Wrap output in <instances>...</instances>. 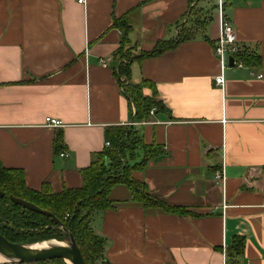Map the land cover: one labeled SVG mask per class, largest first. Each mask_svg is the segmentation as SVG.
Instances as JSON below:
<instances>
[{"label":"crops","instance_id":"0c3cea01","mask_svg":"<svg viewBox=\"0 0 264 264\" xmlns=\"http://www.w3.org/2000/svg\"><path fill=\"white\" fill-rule=\"evenodd\" d=\"M202 1L0 0L1 164L22 169L30 189L78 188L81 169L106 151L107 129L126 126L160 151L133 178L198 215L144 208L117 185L109 195L114 207L91 219L111 264H264V0L225 2L253 62L224 68L222 87L214 82L221 72L213 52L217 14ZM193 11L200 20L192 38L136 57L157 41L176 40L193 24ZM117 18L129 24L126 32L113 25ZM125 35L135 56L130 82L150 81L156 94L142 85V95L165 108L148 115L151 124L138 123L118 84ZM46 117L63 125L47 127ZM57 132L68 157L54 152ZM222 166L225 181L215 183ZM235 236L244 238L240 255L230 249Z\"/></svg>","mask_w":264,"mask_h":264},{"label":"trees","instance_id":"16d2710c","mask_svg":"<svg viewBox=\"0 0 264 264\" xmlns=\"http://www.w3.org/2000/svg\"><path fill=\"white\" fill-rule=\"evenodd\" d=\"M191 13L193 24L182 29L176 40L157 41L153 49L140 52L136 57L140 59L156 56L174 47L176 43L192 38L200 12ZM113 25L123 28L125 32L129 28L127 21L120 18L114 20ZM126 43L125 35L118 50L120 61L116 75L121 92L134 107V117L139 121L148 117L151 108L161 112L165 108L152 98L156 94V89L150 81L144 80L142 84L130 82L129 61L135 56H131L129 49L125 48ZM242 58L246 65L253 62L249 55H244ZM142 85L151 88V97L142 95ZM106 132L110 147L92 160L87 167L81 169L82 185L78 188L64 187L60 192H53L49 184L42 183L40 189H30L25 185L22 169L8 168L0 162V191L3 192V196L0 197V234L11 242L25 244L51 239L67 241L68 234H71L80 249L84 264H111L105 256V239L93 231L91 219L94 213L114 207L115 202L109 195L115 186L124 185L129 190L132 201L144 208H158L165 213L177 215L198 216L183 206L169 205L157 199L149 194L144 183L133 178V170L139 169L160 152L158 146L145 145L140 141L137 131L126 126L108 128ZM53 147L55 153L62 150L61 132L55 135ZM140 150L143 153L139 161L132 165L128 164L127 160H130L134 154L139 156ZM106 156L107 159H104ZM10 196L24 199L50 212L62 223L64 231L51 218L14 204ZM243 247L244 238L235 236L230 249L240 255ZM36 264L66 263L62 259H53Z\"/></svg>","mask_w":264,"mask_h":264},{"label":"water","instance_id":"95a60500","mask_svg":"<svg viewBox=\"0 0 264 264\" xmlns=\"http://www.w3.org/2000/svg\"><path fill=\"white\" fill-rule=\"evenodd\" d=\"M229 65L232 66V58H229ZM2 196L3 192L0 191V197ZM10 200L23 209L51 218L63 229L62 223L50 212L18 197L10 196ZM0 257L3 259L0 264L36 263L53 259H62L66 264H84L80 249L71 234H68L67 241L51 239L31 244L11 242L0 234Z\"/></svg>","mask_w":264,"mask_h":264},{"label":"built area","instance_id":"2783aa9c","mask_svg":"<svg viewBox=\"0 0 264 264\" xmlns=\"http://www.w3.org/2000/svg\"><path fill=\"white\" fill-rule=\"evenodd\" d=\"M78 4L84 5L86 0H75ZM226 0H216L215 10L217 11V21H218V29L219 34L217 39L213 44V52L218 59L221 72L214 77V82L217 86L222 87L224 83V78L222 71L224 68L229 66V58H232V67L241 68L246 66L243 61V56L246 55L245 51L241 47L240 43L237 40L236 32L232 24L224 15V6ZM100 62L105 65L104 59H101ZM257 78H262L263 74H258ZM133 108V112L135 113V109ZM155 108H151L148 115H154ZM140 124H151L153 122L147 120V118L143 120H139ZM63 123L51 117L45 118V126L47 127H61ZM128 125H134L133 122ZM105 146L110 147L109 141L105 142ZM61 157H68V152L62 151L59 154ZM213 180L215 183L222 184L225 181V172L223 166L216 169L213 172Z\"/></svg>","mask_w":264,"mask_h":264},{"label":"rangeland","instance_id":"374dc122","mask_svg":"<svg viewBox=\"0 0 264 264\" xmlns=\"http://www.w3.org/2000/svg\"><path fill=\"white\" fill-rule=\"evenodd\" d=\"M202 4H203V5H202L201 7L203 8L204 11H212V13H214V14L217 13V11L214 9V8H215V5H216V0H205V1L203 0V1H202ZM204 13H205V12H204ZM212 13H210V14H211L212 17H214V15H213ZM197 18H198V22H199L200 19H199V17H197ZM191 23H192V22H191ZM129 52H130V54H132L131 51H129ZM130 54H129V55H130ZM141 152H142L141 150L138 152V155H139V156H136V155H135V156H133L130 160H127V159H126V160L128 161V164L132 165V164L138 162V161H139L138 158H139V157L141 158V156H140V153H141ZM107 157H108V156H106L104 159H107ZM135 157H136V158H135ZM115 187H116V186H115ZM23 264H36V263H23Z\"/></svg>","mask_w":264,"mask_h":264},{"label":"bare ground","instance_id":"6f19581e","mask_svg":"<svg viewBox=\"0 0 264 264\" xmlns=\"http://www.w3.org/2000/svg\"><path fill=\"white\" fill-rule=\"evenodd\" d=\"M3 262V259L0 257V263H2ZM67 264H70L69 262H67Z\"/></svg>","mask_w":264,"mask_h":264}]
</instances>
